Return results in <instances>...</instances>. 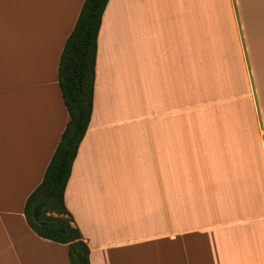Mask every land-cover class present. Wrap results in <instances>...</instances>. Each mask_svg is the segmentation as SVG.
Segmentation results:
<instances>
[{
    "label": "crops",
    "instance_id": "0c3cea01",
    "mask_svg": "<svg viewBox=\"0 0 264 264\" xmlns=\"http://www.w3.org/2000/svg\"><path fill=\"white\" fill-rule=\"evenodd\" d=\"M83 2L0 0V264H69L24 205ZM64 204L89 264H264V0H108Z\"/></svg>",
    "mask_w": 264,
    "mask_h": 264
},
{
    "label": "trees",
    "instance_id": "16d2710c",
    "mask_svg": "<svg viewBox=\"0 0 264 264\" xmlns=\"http://www.w3.org/2000/svg\"><path fill=\"white\" fill-rule=\"evenodd\" d=\"M107 2L84 0L74 28L66 38L57 76L69 119L41 183L24 205L26 222L35 234L67 245L69 264H89V249L78 229L71 225L64 204V191L90 121L97 35Z\"/></svg>",
    "mask_w": 264,
    "mask_h": 264
},
{
    "label": "rangeland",
    "instance_id": "374dc122",
    "mask_svg": "<svg viewBox=\"0 0 264 264\" xmlns=\"http://www.w3.org/2000/svg\"><path fill=\"white\" fill-rule=\"evenodd\" d=\"M53 215V214H52Z\"/></svg>",
    "mask_w": 264,
    "mask_h": 264
}]
</instances>
